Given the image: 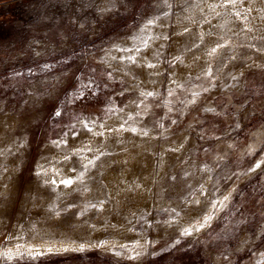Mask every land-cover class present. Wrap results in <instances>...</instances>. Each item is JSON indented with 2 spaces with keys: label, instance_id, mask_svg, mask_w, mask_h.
<instances>
[{
  "label": "rangeland",
  "instance_id": "1",
  "mask_svg": "<svg viewBox=\"0 0 264 264\" xmlns=\"http://www.w3.org/2000/svg\"><path fill=\"white\" fill-rule=\"evenodd\" d=\"M202 4L0 0V115L15 117V138L4 137L0 149V167L6 168L0 175L2 247L19 210L25 212L23 224L32 219L28 206L37 202L32 194L37 173L54 171L57 162L46 151L48 144L64 157L73 153V166L86 173L85 166H98L104 148L98 144V152L91 150L82 159L90 149L69 147L68 138L114 118L109 131L136 128L132 133L139 135L129 137L128 145L144 150L142 162L146 154L153 160L146 201L128 202L131 210H123L115 227L122 233L103 228L97 242L83 250L1 253L0 264H264V164L249 172L264 161V52L256 50L264 48V21L256 18L249 24L252 31H243V24L224 15V9L217 8L222 13L217 16ZM152 33L167 39L156 56L160 78L145 83L127 65L129 56L136 60L130 42L142 49ZM218 43L222 47L210 56ZM177 61L197 65L182 77L173 75ZM87 90L99 96L96 102L82 101L80 93ZM53 141H61L60 146ZM163 156L170 160L161 167ZM226 195L227 207L217 203L214 209L212 203ZM83 198L76 193L62 212L73 209L78 217L93 211L96 216L95 202L82 205ZM209 215L211 221L197 231L198 222ZM124 224L138 234L128 236ZM185 229L191 234L183 235Z\"/></svg>",
  "mask_w": 264,
  "mask_h": 264
},
{
  "label": "bare ground",
  "instance_id": "2",
  "mask_svg": "<svg viewBox=\"0 0 264 264\" xmlns=\"http://www.w3.org/2000/svg\"><path fill=\"white\" fill-rule=\"evenodd\" d=\"M207 3H210V0H205V3L201 5L202 8L207 9ZM259 3H261L260 0H256L255 4ZM165 37L164 35L158 36L155 33L150 34L146 37L148 39L145 46L139 49V51H136L137 49L133 46V42H130V38L125 39L130 42V50L133 52V56L136 57L135 62L130 61L127 65L136 68L145 83H150V77L160 78L158 70L161 68V65L156 61V56L159 53V46L164 42ZM177 41L178 38L175 37L172 43L174 47ZM115 53L118 54V59L121 61L119 53L117 51ZM192 58L195 59V56ZM145 61L156 65V67L154 69L148 68ZM191 63L192 61L189 62L188 66H185L177 61L176 66L173 68L175 71L172 70L174 72L173 75H182L183 77L185 70L192 69L197 65V62H195V65H191ZM113 120L114 118H111L108 121L96 124L91 132L81 131L77 136L68 138L69 147L90 149L87 154L80 155L82 159L90 155L92 153L91 150L98 152V144L105 150V155H101L98 162H96L98 164L97 167L87 166V172H84L86 177L82 180H77L76 178L80 173V169L77 166H73L74 154L70 153L68 159L65 160L63 151L59 148L52 149L49 144L47 145L46 151L56 160L57 165L55 164L53 167L54 171L45 168L44 170L46 171L40 170L39 180L32 190V194L36 196L37 202L33 201L35 203L33 204L34 208L31 207V203L28 206L32 208V211H30L32 219L23 224L22 220L25 212L22 213L19 210V218L7 234L8 242L7 245L5 243V248L0 243V255L4 253L6 256H12L20 255L23 252L27 254L34 251H49V249L57 251L91 246L100 238L103 228H108L113 233L114 231L116 232V224L120 221L122 222L123 217L121 213L123 210L127 211L131 208L128 202L131 203L130 201H133L137 205V203L140 204L146 201L148 185L152 179V157L145 153L146 156L142 162L141 158L144 155V150L137 145H128L129 137L137 138L139 134L127 131L124 133L117 130L109 131L110 127L108 126L112 124ZM14 122L15 117L11 116V114L0 115V149L3 146L4 137L8 141L15 138L14 132L11 131ZM6 126H9L10 129L9 127V130L6 129ZM98 132H103L104 135H96L95 133ZM119 146H123V148L126 146V148L122 149L121 147L118 149ZM169 160L168 157H161L159 166L164 167ZM41 163L39 164L42 165ZM74 169L75 171H73ZM52 179L57 181L55 185L51 184L50 181ZM60 179H72L73 184L68 186L61 185L59 184ZM46 180L49 183H45ZM3 189V184L0 183V191ZM76 193L83 195L84 198L81 200L82 205L86 201L95 202V206L97 207H95L96 209L92 208L94 211L97 210L96 216L93 211H90L89 213L86 212V215L83 212L84 216L78 214L79 216L75 217L73 209L69 211V207L67 208L69 213L62 212L65 204H69L72 202L71 199L76 198ZM29 201L31 202V199ZM125 211L124 213H126ZM123 226V230L128 236L138 234L133 229H130L128 225L124 224ZM119 231L117 229L118 234ZM23 236H26V241Z\"/></svg>",
  "mask_w": 264,
  "mask_h": 264
},
{
  "label": "snow or ice",
  "instance_id": "3",
  "mask_svg": "<svg viewBox=\"0 0 264 264\" xmlns=\"http://www.w3.org/2000/svg\"><path fill=\"white\" fill-rule=\"evenodd\" d=\"M202 3H205V0H201ZM260 2L262 4H264V0H260ZM255 3H256V0H218V2H214V3H207L206 4V7L209 8L212 12H215V14L217 16H221L222 13L220 12H216V9L217 8H221V9H224V15H227L229 17H232L235 21H239L240 23L243 24V31H247V32H251L252 31V28L249 27V24L251 23L252 20L256 19V18H259L261 19L262 21H264V8H261V9H256L255 8ZM245 5H247V7H245ZM199 7V5H197ZM203 10V9H201ZM253 11H256L257 12V17H252V12ZM165 15H167V13H165ZM153 21L152 20H149L148 21V24H152ZM188 29L185 28V32H187ZM165 39H167V37H165ZM261 40H264V36H261L260 37ZM147 46V45H146ZM194 47H199V45H193ZM250 47H255V45H249ZM222 47V45H220L219 43L217 44L216 47L212 48L211 51L208 53L210 56L213 55L214 53H216L217 49ZM257 51H260V52H264V48H258L256 49ZM122 51H128L127 49H122ZM136 51H139V49H137ZM157 55H159V53H157ZM177 60H179L180 58L177 57L176 58ZM129 60L132 61V62H135V58L132 57V56H129ZM145 63H147V61H145ZM45 68H49L50 66L49 65H45L44 66ZM147 67L150 68V69H154L156 67V65L154 64H151V63H147ZM19 75V73L17 74ZM111 75V74H109ZM209 75H211V72L209 71ZM232 79H236L235 76L232 77ZM205 91H207V89H205ZM84 93H80V96H83ZM145 93H141V96H144ZM147 96H152L153 93L152 92H148L146 94ZM206 111H213V109H206ZM55 115L57 117H59L61 115V112L60 111H57L55 113ZM173 123H175V121H173ZM84 128L88 129L89 131H91V129L88 128V124L85 123L84 125ZM101 127H103V125H101ZM121 128H123V124L121 125ZM132 132H136L137 129L136 128H132L131 129ZM96 135H100V136H103L104 133L103 132H98V133H95ZM147 132H144L143 135L147 136ZM65 135H67V133H65ZM53 144L56 145L57 147L60 146L61 144V141H53ZM173 151H177L178 149H172ZM3 153H0V156H2ZM101 155H105V153H101ZM68 157H65V160H67ZM97 159H99V157H97ZM94 161L93 160H88V165H93ZM264 164V161H261V162H258L254 168H251L249 169V172H254L256 169H259L261 167V165ZM87 168V166H85ZM42 171H46L44 170L43 168L41 169ZM6 171V168H3V167H0V175L3 174V172ZM75 171V169L73 170ZM41 173L38 172L37 175H40ZM85 173L82 171L80 172L78 175H77V180H82L83 177H84ZM51 184L55 185L57 183V181L55 179H52L51 181ZM45 183H49V181H45ZM59 184L61 185H72L73 184V180L72 179H60L59 180ZM202 187V186H201ZM229 199V196H224L223 197V200H220V201H214L212 203V207L215 209L217 207V203H219L220 207L221 208H225L227 207L226 205V201H228ZM102 203V202H101ZM198 203V201H197ZM93 207H95V205H93ZM175 211V210H173ZM212 217L211 215L209 216H206L204 218V223L203 224H200L198 222V228L196 229L197 231L199 230V228H202L204 227L207 223H209L211 221ZM191 234V230L190 229H185L184 230V233L183 235L187 236V235H190ZM103 243V242H101ZM176 243H179V241H177ZM80 250H83L82 246H81V249ZM49 251H51V249H49Z\"/></svg>",
  "mask_w": 264,
  "mask_h": 264
},
{
  "label": "trees",
  "instance_id": "4",
  "mask_svg": "<svg viewBox=\"0 0 264 264\" xmlns=\"http://www.w3.org/2000/svg\"><path fill=\"white\" fill-rule=\"evenodd\" d=\"M98 97L99 96L94 92V90H87L86 93L82 96V101L84 102V98L85 99L89 98L88 102L89 103H94V102H96L95 100L98 99ZM22 264H24V263H22Z\"/></svg>",
  "mask_w": 264,
  "mask_h": 264
}]
</instances>
